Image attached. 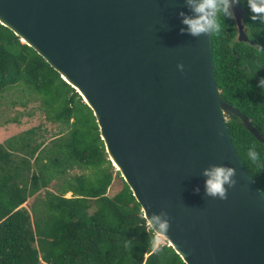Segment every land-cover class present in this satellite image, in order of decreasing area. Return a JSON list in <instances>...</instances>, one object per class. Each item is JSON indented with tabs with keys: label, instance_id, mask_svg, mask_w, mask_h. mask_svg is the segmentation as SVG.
<instances>
[{
	"label": "water",
	"instance_id": "95a60500",
	"mask_svg": "<svg viewBox=\"0 0 264 264\" xmlns=\"http://www.w3.org/2000/svg\"><path fill=\"white\" fill-rule=\"evenodd\" d=\"M230 10L244 43L243 10ZM179 12L192 15L184 0H0V25L80 93L144 221L142 206L168 212L165 242L184 264H264V197L226 122L264 139L221 99L211 35L180 34ZM212 165L236 170L226 201L204 195Z\"/></svg>",
	"mask_w": 264,
	"mask_h": 264
},
{
	"label": "trees",
	"instance_id": "16d2710c",
	"mask_svg": "<svg viewBox=\"0 0 264 264\" xmlns=\"http://www.w3.org/2000/svg\"><path fill=\"white\" fill-rule=\"evenodd\" d=\"M238 4L248 42H237L233 19L222 17V31L211 34L213 75L221 99L264 139V88L259 86L264 23L251 20L247 0ZM19 84L39 101L45 120L60 130L46 140L37 126L0 143V264H184L166 244L152 251V233L123 182L116 194L106 195L110 163L80 96L0 25V93ZM226 128L244 170L264 197V145L236 117ZM253 147L258 163L248 157ZM126 240L131 247H125Z\"/></svg>",
	"mask_w": 264,
	"mask_h": 264
},
{
	"label": "clouds",
	"instance_id": "9594fccd",
	"mask_svg": "<svg viewBox=\"0 0 264 264\" xmlns=\"http://www.w3.org/2000/svg\"><path fill=\"white\" fill-rule=\"evenodd\" d=\"M185 5L192 13L191 16L184 12H179L182 25L180 34H188L193 38L202 35H211L220 33L223 29L222 17L228 19L234 18L233 12L230 10L239 0H184ZM250 9L252 21H260L264 23V0H247ZM259 47V46H258ZM176 68L179 72H184V65L177 64ZM259 86L264 88V79L259 82ZM248 157L253 163H258L260 157L254 147L249 148ZM206 178L204 182V195L207 198L226 201L228 199V191L235 187L237 181L236 170L233 167L212 165L202 172ZM194 193L198 194L200 188H194ZM145 225L148 232L152 233L151 240L152 251L155 253L160 250L163 241L170 240L168 232L171 227V217L168 212L162 209L158 214L153 213L151 216L147 214L145 207L142 206ZM132 241L126 240L125 247H131Z\"/></svg>",
	"mask_w": 264,
	"mask_h": 264
},
{
	"label": "rangeland",
	"instance_id": "374dc122",
	"mask_svg": "<svg viewBox=\"0 0 264 264\" xmlns=\"http://www.w3.org/2000/svg\"><path fill=\"white\" fill-rule=\"evenodd\" d=\"M6 123H8V125H5ZM37 126L41 127V134L46 140L57 136L60 130L57 125L50 124L45 120L44 114L39 109V101L24 85L19 84L6 87L0 93V143L21 131ZM106 159L108 160L107 155ZM110 168L112 179L111 184L106 190V195L109 197L113 196L121 189L123 182L119 173L116 175L117 169L112 163H110ZM71 173H79V171L73 170ZM40 195L42 196V192ZM68 196L69 194H66V197ZM33 201L34 197L29 198L23 207L27 209ZM164 244H166L165 241H163L161 245ZM40 264L43 263L40 262Z\"/></svg>",
	"mask_w": 264,
	"mask_h": 264
},
{
	"label": "flooded vegetation",
	"instance_id": "af4514ba",
	"mask_svg": "<svg viewBox=\"0 0 264 264\" xmlns=\"http://www.w3.org/2000/svg\"><path fill=\"white\" fill-rule=\"evenodd\" d=\"M234 25H235V23H234ZM235 29H236V35H235V40L237 41V28H236V25H235ZM242 30H243V33L246 35V37H247V34H246V32H245V30H244V28L242 27ZM238 42V41H237ZM248 42V39H247V41L246 42H244V43H247ZM243 43V42H242Z\"/></svg>",
	"mask_w": 264,
	"mask_h": 264
},
{
	"label": "bare ground",
	"instance_id": "6f19581e",
	"mask_svg": "<svg viewBox=\"0 0 264 264\" xmlns=\"http://www.w3.org/2000/svg\"><path fill=\"white\" fill-rule=\"evenodd\" d=\"M22 41V40H21ZM22 43H23V41H22ZM78 92V91H77ZM79 93V92H78ZM79 95H80V93H79ZM81 96V95H80ZM81 98H82V100L85 102V100L83 99V97L81 96ZM112 163V162H111ZM112 165L117 169V167L112 163ZM118 170V169H117Z\"/></svg>",
	"mask_w": 264,
	"mask_h": 264
},
{
	"label": "crops",
	"instance_id": "0c3cea01",
	"mask_svg": "<svg viewBox=\"0 0 264 264\" xmlns=\"http://www.w3.org/2000/svg\"><path fill=\"white\" fill-rule=\"evenodd\" d=\"M5 125H8V123H6Z\"/></svg>",
	"mask_w": 264,
	"mask_h": 264
}]
</instances>
